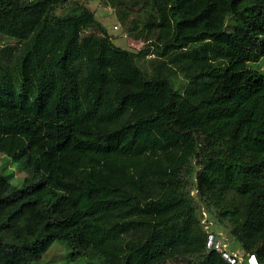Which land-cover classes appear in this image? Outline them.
<instances>
[{
    "label": "trees",
    "instance_id": "16d2710c",
    "mask_svg": "<svg viewBox=\"0 0 264 264\" xmlns=\"http://www.w3.org/2000/svg\"><path fill=\"white\" fill-rule=\"evenodd\" d=\"M0 35L19 45L0 49V154L27 175H0V264L56 241L86 264H230L211 219L264 264V0H0Z\"/></svg>",
    "mask_w": 264,
    "mask_h": 264
},
{
    "label": "rangeland",
    "instance_id": "374dc122",
    "mask_svg": "<svg viewBox=\"0 0 264 264\" xmlns=\"http://www.w3.org/2000/svg\"><path fill=\"white\" fill-rule=\"evenodd\" d=\"M85 6L88 7L90 10L96 12L99 21L104 25L107 32L114 37L113 40L114 44L118 47L125 48L126 47L125 42L121 40L117 34H120V30H121L127 36L129 35L126 29H124V26L121 25L117 17L115 8L111 6L109 3H104L102 1H88L87 3H85ZM73 7L74 4L72 2H68L66 4L60 5L56 9L55 13L57 15H66L73 12L72 11ZM129 18L131 19V17ZM115 25L119 26V31L113 30ZM225 29L230 31V28L227 27V25ZM135 42L139 43V41H135ZM4 46H12L17 48L19 45L14 39H10L8 37L0 35V49ZM126 48L133 50L132 47L127 46ZM150 57L151 56H147L145 59L146 61L141 60L138 62V65L146 71L150 70L149 62H147ZM250 67L253 69H259L264 73V56L260 58L257 62L250 63ZM175 84H176L175 89L180 91L183 89V86L185 84V79L182 76H178ZM0 175L5 177L6 180L15 187H21L27 178L26 173L22 170L21 165L19 163L12 162L7 156L2 154H0ZM210 221L211 223H213V225L211 223H208V225L211 227V231L215 233H220L222 235L224 234L226 240L230 242V246L233 249L235 248L234 250H238L237 244L234 243V241L230 239L229 236H227L228 235L227 229H225L223 226L218 225L212 219ZM174 262L177 263L179 261L167 260L166 263L172 264ZM33 264H86V256L81 255L77 257L75 260H72L71 250L66 246V244L56 241L43 254L40 260Z\"/></svg>",
    "mask_w": 264,
    "mask_h": 264
},
{
    "label": "built area",
    "instance_id": "2783aa9c",
    "mask_svg": "<svg viewBox=\"0 0 264 264\" xmlns=\"http://www.w3.org/2000/svg\"><path fill=\"white\" fill-rule=\"evenodd\" d=\"M113 30L119 31V26L115 25ZM117 35L121 40L126 42V45L128 47H132L135 51L140 50V48H142L143 46V44L140 42L136 43L135 41L130 40V38H128V36L121 30L120 34ZM205 228L207 232V249H213L219 252L223 256V258H225L230 264H243L244 262H246V264H259L257 258L254 255H249L248 257L244 258V256L235 251L230 246V242H228L224 237V234L222 235L220 233L212 232L211 227L207 222L205 223Z\"/></svg>",
    "mask_w": 264,
    "mask_h": 264
},
{
    "label": "clouds",
    "instance_id": "9594fccd",
    "mask_svg": "<svg viewBox=\"0 0 264 264\" xmlns=\"http://www.w3.org/2000/svg\"><path fill=\"white\" fill-rule=\"evenodd\" d=\"M130 40H132V39H130ZM134 41V40H133ZM125 42V41H124ZM140 43H142L141 41H139ZM125 44H126V42H125ZM126 47H127V45H126ZM143 47V46H142ZM141 49V48H140ZM139 51V50H138ZM255 256V255H254ZM256 257V256H255Z\"/></svg>",
    "mask_w": 264,
    "mask_h": 264
}]
</instances>
